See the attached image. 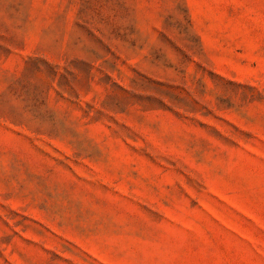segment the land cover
<instances>
[{
    "label": "rangeland",
    "instance_id": "374dc122",
    "mask_svg": "<svg viewBox=\"0 0 264 264\" xmlns=\"http://www.w3.org/2000/svg\"><path fill=\"white\" fill-rule=\"evenodd\" d=\"M0 264H264V0H0Z\"/></svg>",
    "mask_w": 264,
    "mask_h": 264
}]
</instances>
